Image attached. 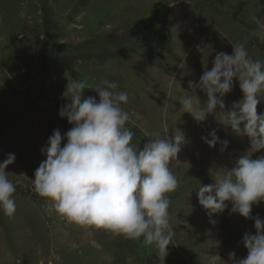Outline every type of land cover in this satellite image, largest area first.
Segmentation results:
<instances>
[{
  "label": "rangeland",
  "instance_id": "1",
  "mask_svg": "<svg viewBox=\"0 0 264 264\" xmlns=\"http://www.w3.org/2000/svg\"><path fill=\"white\" fill-rule=\"evenodd\" d=\"M253 17L264 20V0H0V163L15 155L5 171L16 185L14 216L0 211V264H48L53 255L54 264H161L154 246L67 223L31 184L53 131L63 137L72 127L59 115L70 102L67 85L82 81L89 87L84 98L99 101L92 87L103 80L128 94L122 107L134 121L127 125L135 133L131 143L142 149L165 128L169 138L178 129L187 141L169 164L179 186L169 194L176 234L164 264H207V255L227 260L231 252L245 258L240 242L246 232L255 234L254 221L229 215V203L213 225L197 192L234 167L250 142L213 116L196 122L178 100L211 69L217 52L232 54L233 45L244 43L264 61ZM242 95L234 80L226 107ZM262 111L264 101L257 106ZM213 129L229 141L223 152L201 139ZM252 216L264 219V203L253 206Z\"/></svg>",
  "mask_w": 264,
  "mask_h": 264
},
{
  "label": "clouds",
  "instance_id": "2",
  "mask_svg": "<svg viewBox=\"0 0 264 264\" xmlns=\"http://www.w3.org/2000/svg\"><path fill=\"white\" fill-rule=\"evenodd\" d=\"M253 20V35L264 41V20ZM234 80L243 95L226 107L225 97L233 90ZM171 81L176 80L173 77ZM189 87L191 93L185 92L178 100L180 111L191 114L198 123L213 116L217 124L250 142L234 167L217 172L213 184L199 186L197 197L213 225L216 221L211 218L223 214L231 203L229 215L253 220L255 234L246 232L240 242L247 249L245 258L238 259L235 252L229 253L227 260L218 254L207 255V264H264V219L252 216L253 206L264 203V153L252 158L264 150V111L257 112L264 101V61L251 57L244 43L235 44L232 54L217 52L211 69L206 68L198 82L190 81ZM88 88L82 81L67 85L64 96L70 102L60 108L59 115L72 127L63 137L55 129L41 149L46 159L35 170L33 190L50 201L67 223L154 246L164 264L176 234L169 194L179 186L169 164L177 160L187 142L185 135L177 129L169 138L165 128L164 136L160 133L141 149L131 143L135 133L127 125L134 121L122 107L128 103L127 92L119 90L118 83L103 80L92 87L97 101L91 96L84 98ZM198 91L206 95L204 103ZM144 135L151 137L147 132ZM62 139L66 140L63 146ZM201 139L210 148L220 144L221 152L229 143L218 137L217 129ZM14 160L10 153L0 163V211L8 218L16 212V185L5 169ZM58 259L53 255L48 264Z\"/></svg>",
  "mask_w": 264,
  "mask_h": 264
}]
</instances>
